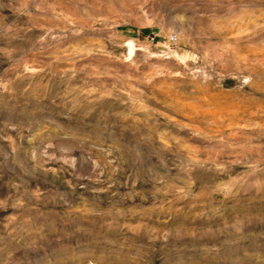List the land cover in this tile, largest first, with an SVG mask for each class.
<instances>
[{"label": "rangeland", "instance_id": "rangeland-1", "mask_svg": "<svg viewBox=\"0 0 264 264\" xmlns=\"http://www.w3.org/2000/svg\"><path fill=\"white\" fill-rule=\"evenodd\" d=\"M0 264H264V0H0Z\"/></svg>", "mask_w": 264, "mask_h": 264}, {"label": "crops", "instance_id": "crops-1", "mask_svg": "<svg viewBox=\"0 0 264 264\" xmlns=\"http://www.w3.org/2000/svg\"><path fill=\"white\" fill-rule=\"evenodd\" d=\"M122 32H124V33H130V32H128L126 29H123V28H121L120 29Z\"/></svg>", "mask_w": 264, "mask_h": 264}, {"label": "bare ground", "instance_id": "bare-ground-1", "mask_svg": "<svg viewBox=\"0 0 264 264\" xmlns=\"http://www.w3.org/2000/svg\"><path fill=\"white\" fill-rule=\"evenodd\" d=\"M131 43V42H130ZM130 48H132V45L130 44Z\"/></svg>", "mask_w": 264, "mask_h": 264}, {"label": "built area", "instance_id": "built-area-1", "mask_svg": "<svg viewBox=\"0 0 264 264\" xmlns=\"http://www.w3.org/2000/svg\"><path fill=\"white\" fill-rule=\"evenodd\" d=\"M172 39H174V37H171Z\"/></svg>", "mask_w": 264, "mask_h": 264}]
</instances>
